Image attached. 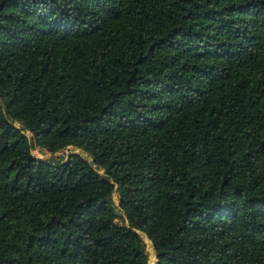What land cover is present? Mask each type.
I'll return each mask as SVG.
<instances>
[{
	"label": "trees",
	"instance_id": "16d2710c",
	"mask_svg": "<svg viewBox=\"0 0 264 264\" xmlns=\"http://www.w3.org/2000/svg\"><path fill=\"white\" fill-rule=\"evenodd\" d=\"M138 230L264 264V0H0V264H149Z\"/></svg>",
	"mask_w": 264,
	"mask_h": 264
},
{
	"label": "rangeland",
	"instance_id": "374dc122",
	"mask_svg": "<svg viewBox=\"0 0 264 264\" xmlns=\"http://www.w3.org/2000/svg\"><path fill=\"white\" fill-rule=\"evenodd\" d=\"M69 148H64L60 151H56V152H50L46 149H42L40 147H35L33 149V153L36 155V156H39V157H44V158H48V157H54V158H61V157H64V156H67L68 153H69ZM115 199L117 200V194H115ZM118 202V201H117ZM148 240V239H147ZM151 248H152V245L151 243L149 242L148 240V243H147V249L149 251V256H150V252H151ZM156 261V256H154L153 258H151V262L150 264H154Z\"/></svg>",
	"mask_w": 264,
	"mask_h": 264
},
{
	"label": "water",
	"instance_id": "95a60500",
	"mask_svg": "<svg viewBox=\"0 0 264 264\" xmlns=\"http://www.w3.org/2000/svg\"><path fill=\"white\" fill-rule=\"evenodd\" d=\"M68 148H69L70 151H69L68 155L66 156V158L69 157V154L71 152H73V153H81L83 156H85L90 161V163H93V159H92L91 155L87 154L82 148H77V146H75V145H70ZM37 157L44 159V157H39V156H37ZM138 232L141 233L142 235H144V237L146 239V243H148V240H149V242L152 245L151 252H150V256H149V264H150L151 258H153L154 256H156V250H155L153 241L150 240L149 239V236L146 235L142 230H138Z\"/></svg>",
	"mask_w": 264,
	"mask_h": 264
}]
</instances>
